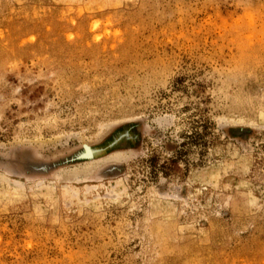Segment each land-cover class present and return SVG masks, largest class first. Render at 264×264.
I'll use <instances>...</instances> for the list:
<instances>
[{
	"label": "rangeland",
	"instance_id": "obj_1",
	"mask_svg": "<svg viewBox=\"0 0 264 264\" xmlns=\"http://www.w3.org/2000/svg\"><path fill=\"white\" fill-rule=\"evenodd\" d=\"M0 264H264V0H0Z\"/></svg>",
	"mask_w": 264,
	"mask_h": 264
},
{
	"label": "trees",
	"instance_id": "obj_2",
	"mask_svg": "<svg viewBox=\"0 0 264 264\" xmlns=\"http://www.w3.org/2000/svg\"><path fill=\"white\" fill-rule=\"evenodd\" d=\"M190 120L189 129L182 131L179 135L180 142L170 141V143H167L166 148L172 152L170 157L166 158L161 164L158 163V158L154 154L147 159L151 175L155 176L158 173L167 175L179 168V161L183 162L187 168L189 165L187 157L193 149H196L198 159L202 160L209 143L208 138L211 136L212 123L208 119H203V117Z\"/></svg>",
	"mask_w": 264,
	"mask_h": 264
}]
</instances>
